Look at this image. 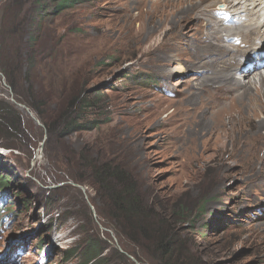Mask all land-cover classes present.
Here are the masks:
<instances>
[{
    "label": "rangeland",
    "instance_id": "374dc122",
    "mask_svg": "<svg viewBox=\"0 0 264 264\" xmlns=\"http://www.w3.org/2000/svg\"><path fill=\"white\" fill-rule=\"evenodd\" d=\"M238 1L75 0L54 12L55 0H0V172L13 182L0 192V264H37L45 255L49 264H81L92 238L106 264H264V106L227 77L244 79L254 55L264 61V27L246 33L263 21L264 3ZM228 14L240 22L226 27ZM215 23L220 32L211 37ZM215 42L234 48L225 53ZM2 68L51 113L85 89L96 96L88 117L97 124L48 137ZM252 81L254 94L263 91ZM209 84L244 106L222 128L209 112ZM4 113L19 117V130L4 125ZM85 160L134 179L149 209L148 236L135 231L133 242L117 232L123 223L90 169L89 182L72 180L86 175ZM158 231L172 238L177 259L154 261ZM67 248L75 251L65 260Z\"/></svg>",
    "mask_w": 264,
    "mask_h": 264
},
{
    "label": "trees",
    "instance_id": "16d2710c",
    "mask_svg": "<svg viewBox=\"0 0 264 264\" xmlns=\"http://www.w3.org/2000/svg\"><path fill=\"white\" fill-rule=\"evenodd\" d=\"M52 1V0H51ZM57 1L55 5L54 12H59L66 7L67 2H74L75 0H55ZM39 3V2H38ZM38 7H42V4L39 3ZM37 7V9H38ZM31 42V36H30ZM29 47V53L32 54V49ZM31 56V55H30ZM2 74L5 76L7 84L13 91L14 98L17 102L22 103L27 107L33 114H35L36 118L40 121L42 126L45 129V132L48 137L51 135H68L77 131H88L95 127L97 124V120L90 119L89 120V108L95 107V97H90L88 91L85 89H80L72 95V97L66 103V106L62 110L49 112L43 103L34 92H19V81L12 73H7L4 68L1 69ZM28 79V78H27ZM32 81V80H31ZM30 81V82H31ZM30 89V88H29ZM2 110V109H1ZM0 110V111H1ZM4 112V109L3 111ZM4 121L5 126H10L11 129L15 131L20 129L21 121L17 115L4 113ZM7 129V128H6ZM6 148L12 147L9 144L4 145ZM82 157V156H81ZM83 169L86 172V175L82 178L79 176H74L72 178L73 181L83 183L89 182V169L91 170V177L95 178L98 182L99 187L107 196L109 204L113 209L117 212L115 216L112 217L117 219L122 224V231L120 230L117 224H114L118 233L124 234L128 237L129 240L133 242H137L134 239L133 232L137 231L139 235L148 236L150 231V225L148 219V207L142 205V199L138 195L135 189L134 179L126 172L123 168L108 165H97L95 168L89 167V161L85 160L83 164ZM11 173L8 170H4L0 172V192H4L10 189L13 186V182L11 179ZM118 187V188H117ZM20 204H28V200L26 198H18L17 200ZM2 203V201H1ZM7 206L11 207L12 203L7 202ZM0 210H7V207L2 208L0 204ZM128 232H126V228ZM52 229L51 225L46 226L45 231H49ZM172 238H169L163 234V232H159L156 237V244H154V252L158 254V256L152 257L157 262L159 261H170L172 259H177L179 257V253L176 257H173V249H172ZM44 238H41L37 244L39 246L43 245ZM101 242L97 241V239L92 238L88 239L81 248V260L79 261L81 264H106L108 258L103 254L104 247L101 246ZM75 249L67 248L62 253L65 260L72 256ZM123 255V253H122ZM137 260L138 257L133 255ZM140 261V260H139ZM44 264H49L48 259Z\"/></svg>",
    "mask_w": 264,
    "mask_h": 264
},
{
    "label": "bare ground",
    "instance_id": "6f19581e",
    "mask_svg": "<svg viewBox=\"0 0 264 264\" xmlns=\"http://www.w3.org/2000/svg\"><path fill=\"white\" fill-rule=\"evenodd\" d=\"M240 1V0H239ZM238 1V2H239ZM246 2L248 1H250L251 3H249L250 5H252L253 7L252 8H257V7H259L262 3H264V0H245ZM245 2V3H246ZM229 3H231V2H229ZM236 4V3H235ZM247 4V3H246ZM248 5V4H247ZM249 5V6H250ZM263 5V4H262ZM237 6H238V4H237ZM241 7V6H240ZM243 8V7H242ZM241 9V8H240ZM239 9V10H240ZM254 10V9H253ZM238 11V10H237ZM243 11H248L246 8L245 9H243ZM258 11V10H257ZM256 12V11H255ZM248 13V12H247ZM251 13H253V11L251 12ZM259 13V12H258ZM231 14H232V12H231ZM231 18H232V16H231ZM240 18V17H239ZM251 18V17H250ZM226 25V24H225ZM244 26H247V24H241L240 25V27L239 26H237V27H234V29H236V31H237V29L238 28H241V27H244ZM227 27V26H226ZM262 27H264V19H263V21L262 22H259V21H257V22H254V23H252V26L250 27V29H248L247 31H246V33L247 34H254V33H258L259 31H260V29L262 28ZM229 29V28H228ZM220 32V28H219V25L218 24H213V26H212V29L208 32V35H210L211 37L213 36H216L218 33ZM207 35V36H208ZM225 35V34H224ZM232 35V34H231ZM239 35V34H238ZM218 36V35H217ZM222 36V35H221ZM229 37H230V35H228ZM227 36V37H228ZM231 38V37H230ZM217 40H218V37H217ZM219 41H222V40H219ZM216 44H217V46L219 47V49H222V52L224 51L225 53H227V52H230L232 49H230V47L231 48H234L233 46H228V45H224V44H221V43H219V42H215ZM264 50H262L261 52H263ZM231 57H234V55H231ZM255 58V55H254V57H253V59ZM257 58L259 59V56H257ZM252 59V60H253ZM249 61H251V60H249ZM234 65H231V68H232V70H235V68H237L236 70L237 71H239L240 70V68H239V64H238V61L237 60H235L234 61V63H233ZM264 72V71H263ZM262 71H259V72H256L255 70H253V69H250V70H246L245 71V73L243 74V75H241L242 76V78H244V79H242V80H240L239 82H238V80H234L233 78H231L229 75L227 76L228 77V79H229V81H231V82H233V84L235 85V86H238V87H245V85H246V89H247V95L249 96V99L251 100V101H253V103H252V105L254 106V105H257V107H258V109H260L262 106H264V75L262 74L263 73ZM255 77L258 79V83L260 84V86L263 88L262 90L263 91H256L257 93L256 94H254L253 93V86H254V82L252 81V80H255ZM234 80V81H233ZM210 82H211V80H210ZM212 82H214L213 81V78H212ZM218 90V91H217ZM220 91H224L221 87H213V85L212 84H209V86H207L206 88H205V92H206V100H207V104H208V108L210 109V113H211V117L212 118H214L215 120L213 121V124L214 125H216V127H220V128H222V126L225 124V121L227 120V119H230V121L231 120H233L235 117H238V115L237 116H235V117H233L234 115H235V113H237V112H241L243 109H244V106H236V108H234V104L232 103V101H227V98L226 97H224V96H222L221 94H220ZM220 94V95H219ZM251 95H253L254 97H252ZM250 101V102H251ZM180 105V104H179ZM183 106V105H182ZM246 108V107H245ZM180 109V108H179ZM187 109V108H186ZM248 110V109H247ZM256 110V107H254V109H253V111H255ZM264 110V108L261 110V111H263ZM245 111H246V109H245ZM182 112H184V111H182ZM209 113V114H210ZM181 114H183V113H181ZM250 114V113H249ZM248 116V115H247ZM246 116V117H247ZM248 119V118H247ZM190 121V120H189ZM229 121V122H230ZM233 122V121H232ZM231 122V123H232ZM212 124V125H213ZM226 124H227V122H226ZM182 125V123H179L178 124V127L179 126H181ZM202 126H204V125H202ZM201 126V127H202ZM229 126V125H228ZM230 126H233V125H230ZM229 126V127H230ZM224 127V126H223ZM213 129V128H212ZM228 129V128H227ZM226 129V130H227ZM181 131V130H180ZM189 131V130H188ZM196 131H198V130H196ZM215 131V130H214ZM224 131V130H223ZM229 131V130H228ZM190 132V131H189ZM210 132H211V130H210ZM217 132V131H216ZM193 133V132H192ZM225 133V132H224ZM180 135V134H179ZM189 135V134H188ZM176 136H178V133L176 132L175 133V135L174 134H171V138H175ZM179 139V138H178ZM181 139V138H180ZM198 139V138H197ZM173 140V139H172ZM201 140V139H200ZM199 141V140H198ZM175 144V143H174ZM254 157V156H253Z\"/></svg>",
    "mask_w": 264,
    "mask_h": 264
},
{
    "label": "water",
    "instance_id": "95a60500",
    "mask_svg": "<svg viewBox=\"0 0 264 264\" xmlns=\"http://www.w3.org/2000/svg\"><path fill=\"white\" fill-rule=\"evenodd\" d=\"M29 112V111H28ZM30 114H32L31 112H30ZM34 118V117H33ZM37 121V120H36Z\"/></svg>",
    "mask_w": 264,
    "mask_h": 264
}]
</instances>
